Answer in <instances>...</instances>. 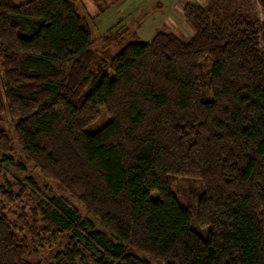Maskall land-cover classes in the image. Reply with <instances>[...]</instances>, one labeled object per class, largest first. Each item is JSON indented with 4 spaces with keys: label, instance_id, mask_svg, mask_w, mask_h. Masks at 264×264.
<instances>
[{
    "label": "trees",
    "instance_id": "trees-1",
    "mask_svg": "<svg viewBox=\"0 0 264 264\" xmlns=\"http://www.w3.org/2000/svg\"><path fill=\"white\" fill-rule=\"evenodd\" d=\"M184 12L187 37L123 45L113 27L97 50L68 0H0V264H264V0ZM14 139L87 215L32 176L6 182V164L26 170ZM171 175L201 183L195 208Z\"/></svg>",
    "mask_w": 264,
    "mask_h": 264
},
{
    "label": "rangeland",
    "instance_id": "rangeland-1",
    "mask_svg": "<svg viewBox=\"0 0 264 264\" xmlns=\"http://www.w3.org/2000/svg\"><path fill=\"white\" fill-rule=\"evenodd\" d=\"M14 1L16 3H23V2H26L28 0H14ZM69 1H71V0H69ZM212 2H213V0H207L205 5L212 3ZM153 8H156V9L162 8L160 10L164 11L166 8V4L163 5L162 3H160L157 6L155 5V7H153ZM183 10H184V8H183ZM180 13H182V9H180ZM150 14L151 13H148V14L144 13L141 17V20H143L145 17H150V16H148ZM184 15H185V12L183 11V16ZM260 16L261 15L259 14V17ZM153 21H155V24H156V20L154 19ZM172 23L177 26V27H175V28H178L177 30H168V29L162 27V28L157 29L156 32L160 31V30H166V31L175 32L178 35L183 36V37H187L190 35V30H192V28L184 20V18H183V22L181 20L175 19L172 21ZM117 25L118 24L114 25L113 27H115ZM110 29L108 28V30H103L100 27L96 28L93 26V23H92V32H93L92 34H93V38L96 39V42H95L93 48H95L97 50H101L103 48L104 44H103L101 37L105 33H107ZM24 30H25V32L30 33V23L25 24ZM191 34H192V32H191ZM133 40L150 41L149 38H143V37L138 36V35H137V37H134L133 34L130 31H128L125 35V42L123 45H125L126 43L133 41ZM121 47L122 46L115 45L113 48L114 52H117ZM0 59H1V56H0ZM100 68H101L100 65L99 66L95 65L93 67V69H95V70H99ZM106 72L108 73L109 77H113V72L111 70L107 69ZM90 89H92V87H88L86 91L88 92ZM110 119H111V117L103 111L101 113V116L95 122H93L91 125H89L87 130L90 132H95L98 129H100L104 124H106ZM0 127L8 130V132L13 136L14 127L10 124V122L1 123ZM14 144L16 146V150L13 154L14 160L25 162L26 163V170H24V171L19 170L15 164H6V166L3 168V174L5 175L6 182H10L12 185H15V182H17L18 180L24 181L26 176H32L38 182V185H39V187L43 193H46L47 195L56 194V195L64 196L69 201H71L72 203L77 205L82 214L87 215V213L84 210V208L82 207V205L75 198L71 197L70 194L67 191H65L64 188H62L56 181L45 177L38 169L33 167L30 162L26 161V159L22 155V152L20 151V148L16 145L15 139H14ZM170 178H171V185H172L173 192L178 197V200L183 204L190 205L193 208H195L196 204L198 203L199 197L203 191V187H202L201 183L197 179L188 178V177H184V176H180V175H171ZM155 197H157L156 194H155ZM25 199H27V198H25ZM2 201H4V198L0 194V202H2ZM28 202H31V201L28 200L27 203ZM6 206H7V209H11L14 211V210H18V208L23 206V203H20L19 206H17V207L15 205L6 203ZM152 264H164V261L152 260Z\"/></svg>",
    "mask_w": 264,
    "mask_h": 264
},
{
    "label": "crops",
    "instance_id": "crops-1",
    "mask_svg": "<svg viewBox=\"0 0 264 264\" xmlns=\"http://www.w3.org/2000/svg\"><path fill=\"white\" fill-rule=\"evenodd\" d=\"M69 1V0H68ZM110 7L102 14L92 0H71L69 1L79 14L88 18H95L93 26L108 30L114 25L116 28L123 27L127 32L130 31L134 37L141 36L149 38L150 41L156 35V30L166 28L168 30H177L173 20L183 22V8L186 1L204 4L207 0H108ZM166 4L164 11L153 8L155 5ZM79 9V10H78ZM182 9V13H180ZM151 13L150 17H143V14ZM156 20V24L155 21ZM120 22V23H119ZM95 24V25H94ZM126 32V33H127ZM192 30H190L191 34ZM148 42V41H143Z\"/></svg>",
    "mask_w": 264,
    "mask_h": 264
}]
</instances>
